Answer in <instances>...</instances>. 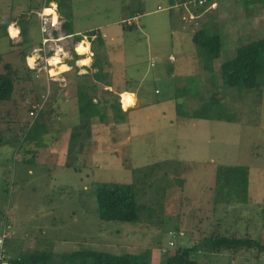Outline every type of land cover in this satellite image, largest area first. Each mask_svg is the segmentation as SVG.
Returning <instances> with one entry per match:
<instances>
[{
	"label": "rangeland",
	"instance_id": "obj_1",
	"mask_svg": "<svg viewBox=\"0 0 264 264\" xmlns=\"http://www.w3.org/2000/svg\"><path fill=\"white\" fill-rule=\"evenodd\" d=\"M51 1L60 5L63 15L74 14L77 36L100 29L105 30L109 39H115L113 44L121 52L118 76H124L123 86L139 89L155 101L165 100L166 106L161 109L166 112L165 118L156 114L144 135L133 139L128 135L117 140L115 155H98L103 149L99 150L92 141L89 158L85 154L88 146L84 151L81 149L85 141L81 139L80 143L78 135L89 133L93 122H76L80 111L79 115H72V120L68 117L60 122L58 115L47 117L43 114L45 110L30 115L32 106L43 99L32 100L24 108L11 103L0 107V132L5 129L7 137L4 140L11 146L0 148V236L5 226L3 222L8 223L9 219L13 227L11 239L17 229L19 233L35 234L40 238V249L46 243L50 242L49 248H52V243L58 242L59 250L65 254L90 246V249H102L115 255H140L150 251L152 264H161L164 254H174L211 236L262 242L264 81L260 88L244 95L223 85L220 66L235 56L233 52L239 45L264 37V0H207L204 6L198 5L200 0L184 3H171V0ZM218 3H221L224 17H219ZM128 21L134 27L125 30L123 26ZM205 28L219 33L223 41L222 56L209 68L192 40L194 32ZM32 40L41 42L38 30ZM61 40L58 47L76 54L71 40L69 45ZM48 44L56 43L50 41ZM8 47V41L0 36V54L6 55ZM84 48L89 53L87 47ZM96 48L99 49L98 44ZM49 50L47 55L52 54ZM170 56L175 60H170ZM28 60L27 68L36 71L43 80L45 74L39 69L40 62L32 65ZM4 62H9V58L5 57ZM106 63L105 73L111 70L114 73V68L111 69L114 64L109 58L104 61ZM205 69L209 71L202 77L200 73ZM49 76H52L51 70ZM88 78L94 83L93 76ZM142 79L145 83L138 88ZM33 82L37 83L39 91L46 87L40 80L26 85ZM20 86L22 83L16 82L17 90ZM24 94L22 89L15 95L17 103L20 104ZM213 98L220 100L214 104ZM44 102L49 103L46 99ZM120 104L123 106L122 101ZM175 105L180 111L178 123H169L168 119L175 116ZM104 113L106 121L101 123L115 121V113L112 115L108 107ZM217 114L225 120L207 119ZM20 125L22 129L12 134L10 127L20 129ZM170 125L175 132H169ZM61 126H68V129L61 131L64 136L59 140L56 137ZM160 128L162 134L157 132ZM41 132L43 134L38 136ZM28 134L35 137L27 146L36 151L33 157L29 152L23 157L21 151L26 149L14 145L17 140L24 143ZM44 141L47 144L42 145ZM61 147L68 152L65 161L72 168L55 170L54 167L63 163L58 161ZM43 154L44 160L51 165L44 169L36 162V157L38 161ZM30 159L36 163H23ZM29 165L34 168L33 177L28 173ZM77 168L80 170L76 171ZM224 168L239 173V169L247 171L249 189L244 200L239 198L241 194H236L235 188L219 183L217 172ZM101 183L136 185L138 223L100 219L95 212V190ZM166 197H180L178 206L172 208L165 201ZM177 230L185 236L174 234ZM172 241L174 247H170ZM197 259L199 264H264V254L256 250L237 254L229 251L210 254L204 250Z\"/></svg>",
	"mask_w": 264,
	"mask_h": 264
},
{
	"label": "crops",
	"instance_id": "obj_2",
	"mask_svg": "<svg viewBox=\"0 0 264 264\" xmlns=\"http://www.w3.org/2000/svg\"><path fill=\"white\" fill-rule=\"evenodd\" d=\"M237 1L242 2V0H237ZM50 2L53 3L51 0H35V1L34 0H0V36H2L8 41V46H9L6 55L1 54L2 55L1 65L3 66L5 64H11L13 67L20 68L21 74L23 75L25 73V75L23 76H26V74L28 73L26 70L27 58L31 56H35L36 58L39 57L38 63L40 62L41 65L39 69L41 70L42 73L45 74V78L41 80L40 75L35 74L37 72L34 70H32V74L29 72L31 74L29 76H32L36 81L40 80L41 84L46 85V87L43 88L42 91H39L36 88L37 83H35V85L31 83V85L28 86L26 84L31 82L30 80L29 81L27 80L25 82L19 81V83L20 82L22 83V86L18 87L19 90L15 88L13 100L12 102L9 103L15 105L14 107L16 106L20 107L21 105L24 108L25 104L30 101L32 103L35 99L37 100L46 99L48 100L49 103H47L46 105L45 102L46 107L44 106L43 110H45L46 113L50 112L51 115H58L59 116L58 121L63 122V119L67 118L68 120V117L69 119L72 120V115L75 114L79 115V105L77 100L79 85L80 86L85 85L87 87V91L89 95L93 97L94 102L96 104H102L104 106L103 111L105 108L108 107V110H111L112 115L114 111L111 105H114L115 102L118 101L119 99L118 97L122 96L121 101L123 103V106L121 104L122 107L121 109L125 113V117H126L124 123H121L123 121L120 122L116 121V119L115 121L113 120V122H109V123H101L99 119H91L89 121H92L93 124L90 126V132L89 133L82 132L83 134L78 135L79 136L78 139H80V143H82V141H85L84 145L83 146L81 145V149H83L84 151L86 146H88V150L85 154L86 156L88 155L89 158H91L89 153L91 152V149H93L92 141L95 142L96 147H99V150L103 149V151L99 152L98 155L100 154L105 155L107 153H109L110 155H115L116 152L114 151V147L117 144V140L118 141L122 140L123 136L128 137V135H130L132 139L144 135L150 129L149 124L150 122H153L155 120L156 114L161 115L163 118H165L166 112L165 111L161 112V109L166 106V101L165 100L155 101L152 98H150V96L142 94L141 91H139V89L133 90L132 88H128L125 85L123 86L124 76L122 77L118 76L120 74L118 63H120L122 59L120 58L121 52L113 44L115 42V39L114 38L109 39L108 35L105 33V30H100V29H92V30L101 31L102 34L101 36L99 35V37H102L104 40V45H105L104 47L106 48L105 52L107 54V58H109V60L114 64L111 67V69L114 68V73L113 70H111V72H106L108 73L109 78L106 80L105 83L96 81L95 74H97L98 69L92 66L95 61V57L92 49L93 44L90 43L88 39H85L87 40V43L89 42V50H88L89 53H87V50L84 48V46H82L83 45L82 43L85 42L80 43L81 41H76V36L78 33L74 31L75 28L74 14L72 18L74 35H66V33H64L62 28L58 29V32L55 33H57L58 36L62 38V40H65V43H67L68 45L70 44V40H71L76 54L74 53L70 54L68 52H64V50H62L61 47H58V43H60V40L56 41L55 42L56 44L53 46L47 44L45 47H43V39H42L43 36L41 35L39 19L36 16V12L46 7ZM220 4L221 3H218L217 5L219 6ZM57 5L60 9L58 3ZM219 9L220 6L218 8V11L221 10L219 13V17H224L223 9L220 10ZM59 15L61 16V20L63 21V23L66 22L67 19L65 15L62 14L61 9L59 11ZM33 22H35V24ZM220 22L224 23L223 20ZM37 30L39 31L41 37L40 43H36L32 40L33 36L35 35V31ZM26 39L28 41H26ZM39 49H41L40 52H38ZM47 49H50L49 51L52 52L51 55H47L48 53ZM90 49L92 50L91 52ZM36 51L38 53H36ZM74 55L80 57V59H76ZM5 57L9 58V62H4ZM53 59L56 62H51ZM169 59L174 61L175 57L170 56ZM165 67L166 69H169L168 64H165ZM50 70L52 76H49ZM208 71L209 69L203 70V73H200L201 76L203 77L207 75L205 73ZM89 75L93 76L94 83L90 78H88ZM157 76L158 74H156V77ZM109 82L110 85H107V83ZM144 83H145L144 79H142L138 84L139 85L138 88H141V86ZM22 89H24V93L26 94L23 95L22 101L19 104L15 100V95L18 92L22 91ZM126 103L128 104L127 106H125ZM177 108L178 106L175 105V116L173 117L169 116L170 117L168 119L169 123H174V122L178 123ZM98 121L99 123H97ZM109 121L112 120L109 119ZM76 122H81L80 118H77ZM67 123L69 125V121H67ZM107 124L109 125L107 126ZM67 127L68 126H64V127L61 126L59 130V134L56 138L60 140V138L64 136V134L61 131L67 130L68 129ZM170 127L171 128L169 132L176 131L174 126L170 125ZM157 132L159 134H162V128L158 129ZM81 139L84 140L81 141ZM54 141H51V143H53ZM43 143L42 145H44ZM107 144L108 145L110 144L109 148L112 149L109 150ZM73 149L75 151V148ZM95 152L96 151L93 150L94 154H96ZM62 153H64L65 155L64 158ZM67 153L68 152L66 151V149H64V147L58 149V154L61 157L58 161L63 163L59 165V167L57 166L54 167L55 170H58L59 168L62 167L68 168V165L65 161ZM44 157L45 154L41 155L40 160L38 157V161L36 157L37 165H39L42 169H44V166H51L50 164H47V161L44 160L45 159ZM70 168H72V166H70ZM27 169L29 170L28 172L29 175L33 177L35 175L33 166L30 167L29 165L27 166ZM173 233L176 235L177 234L179 235L181 233L180 234L181 237L185 236L184 232H180L178 230ZM30 235L25 234L23 231L22 233H19L18 229H17V233H13V238L10 240V242L8 243V240L6 242L8 250L10 247L9 255L11 257H14L15 259L19 260V258L21 257L26 258L27 256H30L34 253L36 254V253L49 251L55 254L54 255L55 260L53 259V264H58L60 262L59 259L60 257L56 256V254H65V251L62 253L61 250H59V247L61 245H59L58 242L52 243V248H49V245L51 244L49 242L44 244L40 249L39 248L40 238L37 237L35 234H30ZM90 247L81 248V250H91ZM81 250H72L69 252L81 251ZM158 253L161 254V251Z\"/></svg>",
	"mask_w": 264,
	"mask_h": 264
},
{
	"label": "trees",
	"instance_id": "obj_3",
	"mask_svg": "<svg viewBox=\"0 0 264 264\" xmlns=\"http://www.w3.org/2000/svg\"><path fill=\"white\" fill-rule=\"evenodd\" d=\"M185 2L186 0H171V3ZM207 3V2H206ZM51 2L48 3L47 7L50 6ZM206 5V4H204ZM202 5V6H204ZM60 6V5H59ZM174 8V7H173ZM198 9V8H196ZM197 12V10H196ZM195 12V13H196ZM198 13V12H197ZM66 17V22L62 25V30L66 35H74L73 33V15L64 14ZM130 22V21H129ZM123 28L126 30L132 29L134 24L130 22H125ZM222 24H224L222 22ZM101 31L92 30L83 36H76V41H82L84 37H89L90 42L93 44L92 49L95 57L93 66L98 69L97 74H95L96 81L105 83L109 78L108 73H105L104 61H107V54L105 52L104 40L101 36ZM57 35V33H55ZM96 36L97 42L91 40L92 37ZM26 41H28L26 39ZM193 42L199 50V55L205 61L206 67H213L215 61L220 59L223 52V41L222 36L219 33H215L211 29H202L195 32L193 35ZM98 44V48H96ZM234 57H231L228 61H223L221 63V77L223 85L229 88L237 89L239 92L244 93V95L249 94L251 91L257 90L261 87V82L264 81V37L258 40H254L245 44L239 45L233 52ZM26 58V57H25ZM76 59L80 57L75 55ZM2 55L0 54V107L5 106L9 102H12L15 93L16 82L19 81H34L32 76V70L26 68L27 74L23 76L21 74L20 68L13 67L11 64L1 65ZM31 74H30V73ZM34 84V82H33ZM109 85V83H107ZM78 105L80 111L81 122L89 121L93 118L99 119L101 122L106 121V116L103 111L104 106L102 104H96L92 96L89 95L87 87L85 85L78 86ZM37 100V99H36ZM40 100V99H38ZM214 104L219 102L218 99L213 98ZM44 100L36 104H41ZM219 105V103H218ZM107 107V106H106ZM113 113H115L116 121H125V113L121 109V104L118 101L114 105H111ZM2 113V112H0ZM178 115L180 111L178 112ZM47 117L51 116L50 112L46 113L43 111ZM215 118L218 121H224L219 114L217 116L211 115L207 119ZM202 119V118H201ZM10 127L11 133L14 134L22 129V126ZM7 130H9L7 128ZM43 134L41 132L39 135ZM38 136H36L38 138ZM7 137L5 129L0 132V148L8 146L4 138ZM28 139L22 143V141H16L14 145H19L20 150L24 156L30 154L36 156L34 150L29 149L27 146L32 144L35 137L28 134ZM43 144H47L44 141ZM13 145V146H14ZM26 145V146H25ZM28 148V149H27ZM23 163L34 165L35 160L23 161ZM39 166V165H37ZM70 168V166H68ZM76 170V169H75ZM80 169L77 168L76 171ZM239 172H232L231 169L227 170L218 169L217 176L219 183H224L225 186L235 188L236 194H241L240 199L244 200L248 195L249 189V178L247 176V171L239 169ZM50 171V170H49ZM90 175H88L89 177ZM224 177L225 179H221ZM183 182V179H182ZM222 187V188H225ZM242 194L243 199H242ZM97 208L96 213H98L101 220L104 221H118L127 224H136L139 222V205H138V190L136 185H121L112 183H101L95 190ZM180 197L172 199L166 197L165 201L175 208L178 206ZM155 204V203H154ZM264 214V211H263ZM10 226V230L13 228L9 224V219L6 220ZM5 223V222H4ZM7 226V225H6ZM179 231V230H178ZM263 232H264V217H263ZM205 250L207 253H222V252H233L237 254L241 251H258L260 254H264V238L263 241H257L251 238H236L227 236H211L206 238L196 244L181 248L174 254L163 255L161 264H199L198 254ZM54 253L45 251L41 253H34L26 258L15 259L10 256L9 264H52L54 259ZM60 257V262L58 264H152L150 251H146L140 255L134 254H122L115 255L113 253L105 252L101 249H91V250H81L74 251L70 254H56Z\"/></svg>",
	"mask_w": 264,
	"mask_h": 264
},
{
	"label": "built area",
	"instance_id": "obj_4",
	"mask_svg": "<svg viewBox=\"0 0 264 264\" xmlns=\"http://www.w3.org/2000/svg\"><path fill=\"white\" fill-rule=\"evenodd\" d=\"M206 2L207 0H200L198 2V5L202 6L206 4ZM46 10L50 11L48 12ZM36 16L39 19L40 31L43 36V47H45L50 41H59L61 38L59 36L56 37L55 32H58V29L62 28L63 21L61 20V16L59 15L58 5L55 3H51L50 6L37 11ZM95 38L96 36L92 37L91 40H94ZM85 39H87V37H85ZM40 51L41 49H39L38 52ZM38 59L39 57L36 58L35 63L38 62ZM42 109V104H36L35 106H33V110L30 112V115L33 116L35 112H40ZM3 224L5 226L3 228L2 235L0 236V264H9L10 255L6 246V242L12 236L10 233V226L6 222ZM174 245V242H170V247H174Z\"/></svg>",
	"mask_w": 264,
	"mask_h": 264
},
{
	"label": "clouds",
	"instance_id": "obj_5",
	"mask_svg": "<svg viewBox=\"0 0 264 264\" xmlns=\"http://www.w3.org/2000/svg\"><path fill=\"white\" fill-rule=\"evenodd\" d=\"M55 4H57V3H55ZM46 7H47V6H46ZM46 7H44V8H46ZM54 7H55V6H54ZM46 11H50V10H46ZM59 11H60V9H59ZM128 24H130L129 21H128ZM62 25H63V24H62ZM130 25H131V24H130ZM56 37H58V34L56 35ZM60 38H61V37H60ZM96 38H97V37H96ZM96 38H95V39H96ZM84 39H85V37H84ZM84 39H83L82 41H84ZM87 39L89 40L88 37H87ZM95 39H94V40H95ZM82 41H81V42H82ZM89 41H90V40H89ZM92 41H93V40H92ZM55 42H56V41H55ZM81 42H80V43H81ZM85 43H87V42H85ZM90 43H91V42H90ZM88 47H89V45H88ZM88 50H89V48H88ZM36 53H38V52L36 51ZM87 53H88V52H87ZM87 53H86V54H87ZM86 54H85V55H86ZM32 57H35V56H31V57H29V58H28V59H29L28 61H30V58H32ZM35 58H36V57H35ZM37 58H38V57H37ZM41 104L43 105V109H44L45 102L43 101ZM35 105H36V104H34L33 106H35ZM33 106H32V107H33ZM43 109H42L41 111H43ZM41 111H40V112H41ZM30 112H31V111H30ZM11 236H12V235H11ZM173 237H174V239H175V238H176V235L173 236ZM10 239H11V238H10ZM172 242H174V241H172ZM174 244H175V243H174Z\"/></svg>",
	"mask_w": 264,
	"mask_h": 264
},
{
	"label": "bare ground",
	"instance_id": "obj_6",
	"mask_svg": "<svg viewBox=\"0 0 264 264\" xmlns=\"http://www.w3.org/2000/svg\"><path fill=\"white\" fill-rule=\"evenodd\" d=\"M83 44V43H82ZM82 46H85V47H87V49H88V43H85V44H83ZM36 54V53H35ZM39 60V59H38ZM60 60V59H59ZM30 62H31V64L32 65H34V63L33 62H36V58L34 57V58H30ZM53 62H56L54 59H53ZM57 64V63H56Z\"/></svg>",
	"mask_w": 264,
	"mask_h": 264
},
{
	"label": "water",
	"instance_id": "obj_7",
	"mask_svg": "<svg viewBox=\"0 0 264 264\" xmlns=\"http://www.w3.org/2000/svg\"><path fill=\"white\" fill-rule=\"evenodd\" d=\"M58 9H59V7H58Z\"/></svg>",
	"mask_w": 264,
	"mask_h": 264
}]
</instances>
